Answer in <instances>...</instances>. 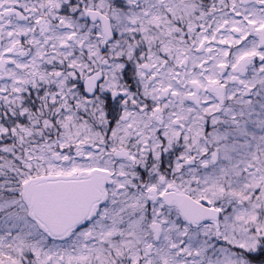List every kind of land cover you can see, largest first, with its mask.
Returning a JSON list of instances; mask_svg holds the SVG:
<instances>
[{
    "label": "snow or ice",
    "instance_id": "snow-or-ice-1",
    "mask_svg": "<svg viewBox=\"0 0 264 264\" xmlns=\"http://www.w3.org/2000/svg\"><path fill=\"white\" fill-rule=\"evenodd\" d=\"M0 264H264V0H0Z\"/></svg>",
    "mask_w": 264,
    "mask_h": 264
}]
</instances>
